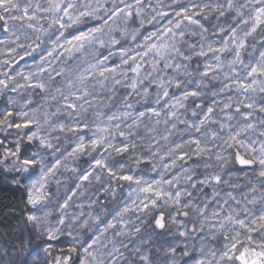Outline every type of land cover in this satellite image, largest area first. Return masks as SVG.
Segmentation results:
<instances>
[{"label":"snow or ice","instance_id":"obj_1","mask_svg":"<svg viewBox=\"0 0 264 264\" xmlns=\"http://www.w3.org/2000/svg\"><path fill=\"white\" fill-rule=\"evenodd\" d=\"M210 20L215 23L210 25ZM209 30L211 37L207 35ZM0 32V57H5L0 59V95L7 97L6 104L0 107V129H7L5 134L12 130L23 132L25 142L29 144L39 139L31 130L41 117L47 122L49 113H41L40 109L32 107V96L41 95L46 104L58 105L57 111L75 114L76 121H79H74L67 129L63 123L57 125L58 131L67 130L81 138L82 142L74 145L70 155L97 151L106 140L116 136L122 142L116 151L128 153L129 145L124 141L137 136L145 120L155 118L158 124L160 117L165 115L166 124L179 121V113L188 106V101L199 99L200 87L190 86L180 91V82L170 78L168 84L177 90L173 95L165 81L160 79L154 87L159 90L158 103L163 102L164 112L152 105H147L144 111L138 110L135 115L119 110L111 113L96 111L94 114L98 120L104 115L107 118L90 130L89 124L80 120L79 113L86 115L98 101L104 102L92 95L91 90L100 87L108 91L122 87L124 99L128 101L138 86L144 84L142 73L150 76L161 67L165 72H180L194 63L201 82L211 81L215 90L211 93L213 102L194 105L202 111L199 114L194 112L196 122H188L186 127H194L197 134L209 122L218 125L221 132L227 129L226 142L253 154V159H246L237 151L236 163L242 169L257 171L264 178V140L249 143L241 139L253 132L264 137V39H254L257 33L264 36V0H0ZM105 47L107 54L97 51ZM86 48L93 58L89 61L87 56L81 55L80 62L86 63V68L74 73L63 67ZM176 55L185 63L173 61L171 57ZM21 62L23 67H20ZM56 65L61 67L57 69ZM143 91L147 96L150 89L144 87ZM17 97L23 100L22 110L16 108ZM106 99L110 101L111 97ZM127 107L131 108L132 104L128 103ZM218 109L223 113L221 120L216 119ZM129 120L131 123L122 124V121ZM179 123L185 124L184 121ZM172 127L174 129L176 124ZM212 135L215 138L217 133ZM185 136L183 143L176 144L168 153H152L159 155L161 161H168L164 164L165 170L185 162L189 152L198 158L210 151L191 132ZM162 139L167 141L169 137L163 136ZM85 140L87 143L83 142ZM2 150L4 159L0 160V165H7V158L20 151L17 147ZM216 158L220 159V156ZM18 163L25 169L35 165L34 160L24 158ZM138 163L147 165L150 162ZM58 164L53 165L46 175H51ZM91 167L106 169V175L115 176L121 184L137 185V195L146 198L139 200L141 212L147 210L149 200L155 206L166 195H172L158 185L174 187V182L180 179V176L172 175L170 179L161 176L160 180H155L144 174L124 171L116 175L103 158H95ZM0 169L7 171L6 167ZM184 171L189 169L185 167ZM91 175V172L81 173L79 184H86ZM42 180L25 188L26 205L33 210L27 214L26 220L37 230L41 223H47L46 217L42 219L36 214L45 199ZM220 182L221 177L216 174L199 181L202 187ZM193 187L197 185L193 184ZM255 191L253 186L250 192ZM245 195L247 198L248 194ZM175 196L179 200L181 193L176 191ZM71 199L72 196H68L60 207L68 208ZM259 201L262 203L256 198L248 200V206L241 214L230 207V203L239 205L240 202L229 194L210 215H205L207 207L201 209L200 214L212 239L219 243L215 248H202L199 255H192V264H264V195ZM136 204L134 198L121 208L116 217L100 229L99 235L89 237L83 244L67 243L58 252L59 229L48 227L42 252L50 257V264H73L74 255L80 257L79 264H98L94 249L100 236L113 229H117V235H123L128 227L123 217L137 211ZM181 216L186 217L187 213H181ZM154 219L157 228L165 227L164 216ZM58 224L64 226L65 217H58ZM179 235L183 237L185 233ZM68 236L71 237V233ZM257 236L261 237L259 241ZM183 254L189 256L188 252Z\"/></svg>","mask_w":264,"mask_h":264},{"label":"clouds","instance_id":"obj_2","mask_svg":"<svg viewBox=\"0 0 264 264\" xmlns=\"http://www.w3.org/2000/svg\"><path fill=\"white\" fill-rule=\"evenodd\" d=\"M94 22L89 21L88 23ZM208 23L212 25L215 21L210 20ZM207 35L211 37V30ZM256 38L264 39V36L257 33V37L254 39ZM97 51L102 54L108 53L107 47L98 48ZM88 52L89 50L86 48L83 53L77 54L63 67L72 69L74 73L82 71L87 67V64L80 62L81 55L87 56L89 61L93 59ZM171 59L181 64L185 63L180 60L178 55ZM60 67L61 65H56L57 69ZM142 78L144 84L138 86L128 101L124 99L125 90L122 87L108 91L100 87L92 89L91 94L100 97L104 102L98 101L95 108L89 110L86 115L83 112L79 113L80 120L88 123L91 130L96 123H101L107 118L104 115L98 120L94 114L96 111L111 113L119 110L135 115L138 110L144 111L147 105H152L164 112L163 102L158 103L157 92L159 90L154 87V83L163 79L170 93L174 95L177 90L168 84V80L171 78L180 82L182 85L180 91L190 86L198 85L200 87L199 99L189 100L188 106L179 113V121H184L185 124L182 125L176 120L168 121L166 124L164 122L166 116L162 115L160 123L157 124L155 118L150 121L145 120L138 135L124 141L129 145L128 153L121 154L116 151V148L122 143L116 136L106 140L97 151L88 150L84 153L70 155L74 145L82 142L81 138L67 130L65 132L58 131L57 125L63 123L67 129V126L74 121L78 123L75 114L64 110L57 111L58 105L49 106L41 95H35L32 96V107L40 109L41 113H49L47 122L41 117L31 130L36 133L39 139H34L29 144L25 142V133H8L12 137L15 147L20 151L15 156L8 157L9 163L0 165V167L7 168L5 173L10 174V183L23 185L24 188L44 178L42 182L45 199L36 214L42 219L46 217L47 223H41L39 230L32 225L38 239L43 240L45 229L52 227L59 229L58 239L67 237V243L83 244L89 237L99 235L100 229L106 226L107 221L114 219L120 209L135 198L137 199V211L129 212L123 217L128 225L124 234L117 235V229H113L100 236L98 246L94 249L98 264H192V255H199L202 248H215L219 243L218 240L212 239L208 225L200 214L201 209L207 207L205 215H210L216 205L231 194L240 203L239 205L230 203V207L243 214L248 206V200L256 198L258 203H262L259 201V197L264 195V178L260 177L257 171L242 169L236 163L235 154L237 151L246 159H253V154L242 147L226 142L227 129L221 132L218 125L209 122L197 134L194 127L191 129L186 127L188 122H196L193 113L199 114L202 111V109H196L194 105L213 102L211 93L215 90L211 81L201 82V78L196 72V64L193 63L187 68H182L180 72H165L161 67L157 71L151 72L150 76H144L142 73ZM144 87L150 89L147 96L144 94ZM0 97L5 96L0 95ZM106 97H111V100L109 101ZM216 99H220V97ZM17 100L16 108L22 110L23 100L19 97ZM128 103L132 104L131 108L127 107ZM222 116L223 113L218 109L216 119L221 120ZM127 123H131V120L122 121V124ZM232 123L235 124V121ZM173 124H176L174 129ZM152 129L155 130L150 131ZM6 132L7 129H0V133ZM188 132L194 134L202 144L207 145L210 151L201 154L198 158L189 152L185 162L177 164L176 168L165 170L164 164L168 161H161L159 155L154 156L152 153L156 151L159 154L168 153L175 148L176 144L183 143L186 138L185 134ZM213 132L217 133L215 138L212 135ZM163 136H168L169 140L165 141L162 139ZM241 139L251 143L254 140H264V137H258L253 132L242 136ZM157 141L159 142L157 143ZM83 142L87 143L86 140ZM150 145H155V147ZM256 147H259V143L256 144ZM2 151L0 150V160L4 159ZM217 155L220 156V159L216 158ZM21 158L34 160V167L25 169L18 163ZM95 158H103L116 175L124 171L134 175L144 174L147 178L155 180H160L161 176L170 179L172 175H178L180 179L174 182V187L158 185V187H163L166 193H172V195L170 197L166 195L155 206H152L149 200L147 210L141 212L139 211L141 206L139 200L146 198L137 195L138 186L121 184L115 176L106 175V169H93L91 164ZM138 161H149L150 163L142 165ZM57 162L59 164L53 173L46 175ZM185 167L189 171L185 172ZM83 172H91L92 175L86 184H79V176ZM212 174L219 175L221 182L219 184L208 183L206 187L200 186L199 181ZM189 177L191 179H188ZM5 179L8 177L6 176ZM78 184L79 187H77ZM193 184H196L197 187L194 188ZM253 186L256 189L254 193L250 192ZM176 191L181 193L179 200L175 196ZM73 193L75 194L73 195ZM129 193L132 195L130 196ZM245 194H248L247 198ZM68 196H72L69 206L62 209L60 205ZM184 212L187 213L186 217L181 216V213ZM60 216L65 217L64 226L58 224ZM156 216L165 217L164 228L155 226L154 218ZM180 232H184L185 235L181 237ZM69 233H71V237L68 236ZM256 239L259 241L261 237L257 236ZM184 252H188L189 256H184ZM142 258H147V260ZM33 261L35 264H50V257L43 252L27 254V249H19L17 255L8 254L6 258H0V264H33Z\"/></svg>","mask_w":264,"mask_h":264},{"label":"trees","instance_id":"obj_3","mask_svg":"<svg viewBox=\"0 0 264 264\" xmlns=\"http://www.w3.org/2000/svg\"><path fill=\"white\" fill-rule=\"evenodd\" d=\"M5 104V97H0V107ZM0 141H3L0 150L15 147L12 137L8 134L0 133ZM6 176L8 179H5ZM10 179V174L0 169V258H6L8 254L17 255L19 249H27V254L42 253L45 240L37 238L34 227L26 220L27 214L33 210L26 205L25 188L10 183ZM67 239L61 237L56 242L57 252L60 247L67 246ZM79 259L78 255H74L73 264H79Z\"/></svg>","mask_w":264,"mask_h":264},{"label":"rangeland","instance_id":"obj_4","mask_svg":"<svg viewBox=\"0 0 264 264\" xmlns=\"http://www.w3.org/2000/svg\"><path fill=\"white\" fill-rule=\"evenodd\" d=\"M149 28H151V26H148ZM0 38H2V32H0ZM3 58H5V57H0V59H3ZM29 63H31V61H29ZM24 66V63L23 62H21V65H20V67H23ZM26 71H27V69H25ZM0 78H2V77H0ZM8 95H13L12 93H8ZM5 99H6V97H5ZM13 132H15V131H13ZM26 147H27V145H26ZM15 147H13L12 149H14Z\"/></svg>","mask_w":264,"mask_h":264}]
</instances>
